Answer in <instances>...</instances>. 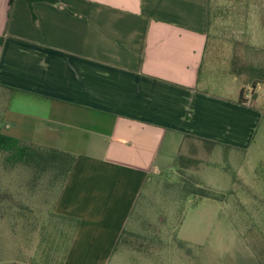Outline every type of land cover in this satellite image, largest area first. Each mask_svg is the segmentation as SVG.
I'll use <instances>...</instances> for the list:
<instances>
[{"label":"crops","instance_id":"0c3cea01","mask_svg":"<svg viewBox=\"0 0 264 264\" xmlns=\"http://www.w3.org/2000/svg\"><path fill=\"white\" fill-rule=\"evenodd\" d=\"M9 3L0 0L2 133L76 156L55 207L80 221L63 264H111L147 180L186 136L264 160L259 97L239 104L241 88H202L210 0Z\"/></svg>","mask_w":264,"mask_h":264},{"label":"rangeland","instance_id":"374dc122","mask_svg":"<svg viewBox=\"0 0 264 264\" xmlns=\"http://www.w3.org/2000/svg\"><path fill=\"white\" fill-rule=\"evenodd\" d=\"M210 7L202 88L232 97L244 87L254 104L256 82V103L263 105L264 0H210ZM4 104L0 90V115ZM255 141L264 158V130ZM186 144L181 153L195 162L178 172L174 159L166 174L149 177L129 220L131 234L111 264H264V160L253 166L229 149ZM50 178L35 180L32 171L8 169L0 159V188L12 195L0 216V264H63L74 228L51 214L61 186ZM194 189H212L222 201L200 199Z\"/></svg>","mask_w":264,"mask_h":264},{"label":"trees","instance_id":"16d2710c","mask_svg":"<svg viewBox=\"0 0 264 264\" xmlns=\"http://www.w3.org/2000/svg\"><path fill=\"white\" fill-rule=\"evenodd\" d=\"M29 2H32V0H28ZM14 0H10L9 5L12 6ZM1 41V39H0ZM233 74L240 76V73L234 69V71L232 72ZM257 88V83L254 82L252 84V93H251V98L254 99L255 98V90ZM245 89L244 87L241 88L240 90V94H239V98H238V103L239 104H247L249 99H247V97H245ZM3 114V113H2ZM0 159H1V164L8 168V169H15L19 166L24 167L30 171L33 172L34 175V179L36 180L37 178H41L44 175H49L51 176V178L49 179V181H51V184H60L61 186V190L59 192V195L55 201V203L53 204L52 207V213L54 216L68 221L70 223L73 224V236L71 238V241L74 237L75 231L78 228L80 221L77 219H73V218H69V217H63V216H59L56 214L55 212V207L57 204V201L63 191V188L73 170V167L75 165L76 162V156L64 151H60V150H56V149H51V148H47L44 146H40V145H36V144H32V143H28L25 141H21L19 139L4 135L2 133V128H3V115H0ZM186 143L189 144H202V145H211V146H218L219 144L217 143H213V142H209L206 140H202V139H196L190 136H186L185 137V142L183 143V146L181 147V150H179L176 158H175V166L177 171H184L186 170L188 167L185 166V163H191V162H195L191 159H187L185 156L182 155V148L185 146ZM187 145V144H186ZM221 146V145H220ZM166 174V173H164ZM191 194H197V196L200 199H211V200H216V201H222L221 199H219V196L214 192V190L209 189V191H204L201 189H194L193 191H191ZM190 194V193H189ZM142 195V191L137 199H140ZM12 201V195L6 191L1 190L0 188V216L5 215L6 212V204L10 203ZM137 202L135 204V207L133 209V212L131 214V216L134 213V210L136 208ZM9 207H11V205L8 204ZM15 216L17 215L14 214ZM130 216V218H131ZM129 218V220H130ZM128 225H129V221L126 225V227L124 228L116 246L114 249L113 254L118 250V248L120 247V245H122V243L124 244L125 238H127L126 236L130 235L131 233H129L128 231ZM190 245L189 243H185ZM65 259V258H64Z\"/></svg>","mask_w":264,"mask_h":264}]
</instances>
